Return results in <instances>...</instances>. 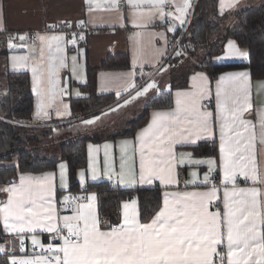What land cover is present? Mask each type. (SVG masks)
I'll return each instance as SVG.
<instances>
[{
	"label": "crops",
	"instance_id": "crops-1",
	"mask_svg": "<svg viewBox=\"0 0 264 264\" xmlns=\"http://www.w3.org/2000/svg\"><path fill=\"white\" fill-rule=\"evenodd\" d=\"M171 1L176 12L161 18L160 11L153 8L147 0H131V4L128 0H115V3L113 0H0V94L7 91L8 72L27 71L30 77V87L33 96L32 125L50 127L53 129L54 134L62 129L63 133L61 135H64V138L89 134L103 129L104 127L93 126L82 131L81 129L75 131L67 130L70 125H76L81 121L89 120L93 116L101 117V113L108 112L110 108H115L117 104L121 106L125 100H130V93L131 95L135 94L133 88L129 87L130 84L137 86L144 85L146 82L152 80L153 77L151 76L156 70H158V73L160 68L165 69L171 66L172 62L164 61L169 38L172 35L179 34L183 26L188 24L196 0H188L191 6L187 9L186 14L184 12H177V6L182 7L185 0ZM256 2H259V0H223L222 7V0H217V6L220 14L235 13L243 8L254 5ZM260 2L262 1L260 0ZM162 10L164 13H168L165 4ZM176 16H180L185 22L181 24L180 20L175 18ZM83 21L87 23L88 30L80 33L84 38L83 42L80 43L77 41L79 34L75 31L67 33L49 29L51 25L60 24L61 22L79 25ZM173 27L176 29L174 32L168 31L169 28ZM9 33H14L16 36L13 38L4 37ZM41 36L46 39L41 41L39 39ZM52 36H61L62 39L59 41L47 39ZM73 37H75V43L71 42ZM227 42L222 54L213 58L214 62L247 61L248 52L246 49L240 48L236 43L239 52H246L247 55L241 56L230 53L226 47ZM117 54H126L128 56L130 63L128 69H99L96 73V92L98 94L113 93L118 97L116 101L113 105L96 115L74 117L70 108V99L82 95L81 84H84L86 81L88 66L90 68H99L102 62L109 56ZM235 72H247L249 74L246 88L252 107L244 112L242 118L245 121H251L245 135L250 138L255 133V140L250 141L254 145L255 156L253 159L251 151L244 154L249 157V168H257L260 179L264 181V144L260 143L261 129L258 119V112L264 111V78L252 79L248 69H240L222 72L211 80L204 70L198 69L190 73L186 87L173 91V106L169 109H150L147 121L136 130L133 136L115 137L112 139L104 137L97 143L88 142L87 166L86 168L78 169L76 172L79 188L83 189L88 182L98 181H110L120 187L159 188L162 192L160 210L163 207L165 198L171 200L173 199V194L208 191L215 185L218 191L216 198L208 205V210L210 212L219 210L223 213L225 184L221 182L222 171L219 168L221 155L220 124L223 123V117L229 114L218 112L216 92L219 78L225 73ZM198 73L203 74L206 79L201 80L197 77ZM139 78L140 81L138 80ZM232 88L233 85L230 81L224 82L221 86V100L225 99L226 93L230 94L232 92ZM202 89L205 92L203 98L200 95ZM118 92L120 93L119 96L117 95ZM178 100L181 101V105L179 106L181 110L194 101L202 106V110L211 112L213 134L210 136L201 135L195 143L173 145L177 163L179 164L181 159L184 160V163L175 169L176 173H178L177 183L165 185L155 177L151 178L150 182L146 178L141 183L139 178L140 141L137 140V136L142 129L150 124L155 112L176 111L178 109ZM208 102L212 104L211 107L207 105ZM228 106H231V101H229ZM58 112L63 113V115L58 116ZM238 130L242 131L243 129ZM201 141H207L208 145L215 142L217 145V156L194 155L191 147ZM89 145L92 146L91 149ZM182 153L191 154V156L185 155L181 157ZM210 158L216 161L215 170L212 173L214 180H210L207 186H205L204 174L208 172L209 166L206 163L197 165L189 161H206ZM90 162L96 169L95 177L93 176L92 168L89 167ZM122 163L125 164L126 170L130 172L135 171V183L127 182L121 184L118 178L113 177L109 179L104 174L106 165L111 171L119 173ZM14 164H16V158L10 162L0 163V165L4 166ZM61 164L65 166L63 181L66 185L65 187H62L61 169L59 167ZM81 171L84 172L83 180L80 176ZM193 172L197 173L196 178L191 175ZM44 173L53 174L50 177L53 187V223H59L62 226V218L73 215V210L78 203H88V200L64 199L65 197H69L68 168L65 161H59L55 170L40 173H18L17 177L11 182L0 184V189L13 186L18 187L21 183V176L35 178L41 177ZM193 180H195V183H188ZM226 186L229 190L233 188V184L230 182ZM235 187L237 189L258 187L260 189L258 210L264 212V183H253L251 178L246 180L237 173ZM93 193L80 192V194H85L86 196ZM8 198L9 193L0 191V207H3ZM237 198L240 197L238 196ZM133 199L135 198H130L121 203L119 218L116 222L118 224L117 227L123 226L125 212V209L122 207L123 203H130ZM92 204L91 211L99 220L101 231H110L112 222L100 218L96 194ZM129 211L136 214L140 224L150 223L156 215L147 223H142L140 221L137 200L136 204ZM0 222L3 231L0 245H4L9 250V254L15 255L17 259L37 260L45 258L54 264L56 255L63 256V253H56L55 250L49 251L47 248L49 243L62 245L63 242H52L50 239V234L52 233L47 232L46 229H35L34 232H29L26 229L24 233L20 234H5L3 220L0 219ZM262 231H264V228H262ZM33 234L40 241L39 244H36L40 247V251L33 252L27 248H20L18 244L21 238L27 244H33L31 239ZM41 244L44 247H41ZM220 248H223L226 253V243L225 246H218V249ZM48 255H51L52 258H48Z\"/></svg>",
	"mask_w": 264,
	"mask_h": 264
},
{
	"label": "snow or ice",
	"instance_id": "snow-or-ice-1",
	"mask_svg": "<svg viewBox=\"0 0 264 264\" xmlns=\"http://www.w3.org/2000/svg\"><path fill=\"white\" fill-rule=\"evenodd\" d=\"M113 2L115 3V0ZM128 2L131 4V0ZM147 2L160 11L161 18L171 15L162 10L166 0H147ZM190 6L188 0H185L182 7L177 6V12L186 14ZM175 18L180 20L181 24L185 22L180 16ZM175 30L174 27L168 29L173 32ZM80 38L83 39V36ZM39 39L43 41L46 38L41 36ZM47 39L59 41L62 37L52 36ZM71 42L75 43V37ZM226 47L230 53L247 55L246 52H239L233 40H229ZM182 54V51L176 52L177 56ZM160 70L163 71L164 68ZM248 75L247 72L225 73L217 84V110L229 114L223 117V123L220 124L219 168L222 171L221 182L225 184L223 213L219 210L216 212L208 210V205L216 198L218 191L213 185L208 191L173 194L171 200L165 198L163 207L148 224H140L136 214L129 211L136 204L135 199L130 203L124 202L123 226H114L110 231H101L99 220L91 211L92 201L95 199L93 193L87 196V204L78 203L73 215L62 218L61 226L59 223H53V187L50 180L53 174L44 173L41 177L35 178L21 176L18 187L0 189L9 193L8 201L0 207V219L3 220L5 234H20L26 229L29 232L46 229L49 233L60 234L58 238L63 241L62 245L53 243L47 245L49 251L63 253L62 257L56 255L54 264H215L214 257L219 258L220 264H225V258L227 264H264V231H262L264 212L258 210L260 189L235 187L237 173L246 180L251 178L253 183H264L260 179L258 169L249 168V157L244 154L251 151L254 159V145L250 141L255 140V133L250 138L245 135L251 121L242 118L244 112L252 107L246 88ZM197 77L201 80L206 79L201 73H198ZM225 81H230L233 88L232 92L226 93L225 99L221 100V86ZM129 87L135 91L134 96L129 94L130 100L144 96L150 90H160L155 81L140 86L130 84ZM117 95L119 96L120 93L118 92ZM200 95L201 98L205 95L203 89ZM229 101L231 106H228ZM129 102L125 100L124 104ZM177 105L178 109L174 112H155L150 124L137 136V140L140 141L141 183L146 178L150 182L153 177L158 178L165 185L177 183L178 173L175 169L183 164L184 160L181 159L179 164L177 163L173 145L195 143L201 135L213 134L211 112L202 110V106L194 101L183 110L179 107L181 101L178 100ZM119 107L120 105L117 104L116 108ZM116 108H110L109 111H115ZM105 114L101 113V115ZM57 115L61 116L63 113L58 112ZM99 119L100 117L93 116L83 123L93 124ZM258 119L261 129L260 143L264 144V111L258 112ZM89 148L91 149L92 146L89 145ZM185 155L191 156L182 153L181 157ZM189 162L197 165L206 163L209 166L208 172L204 174L205 186L210 180H214L212 176L216 166L214 159ZM59 167L62 187H65L63 182L65 166L61 164ZM89 167L92 168L95 177L96 169L91 162ZM104 174L109 179L118 178L121 184L136 182L135 171L126 170L124 163L121 164L119 173L111 171L106 165ZM191 175L197 177L195 172ZM80 176L83 180V171ZM229 182L233 184L231 190L226 186ZM188 183H195V180ZM238 196L240 198H237ZM64 230L67 231V235L62 234ZM31 239L33 245L40 243L35 234ZM225 243L226 253L218 251V246H225ZM40 246L44 247L42 244ZM0 252L8 255L10 264H53L45 258L17 259L15 255L9 254V250L4 245H0Z\"/></svg>",
	"mask_w": 264,
	"mask_h": 264
},
{
	"label": "trees",
	"instance_id": "trees-1",
	"mask_svg": "<svg viewBox=\"0 0 264 264\" xmlns=\"http://www.w3.org/2000/svg\"><path fill=\"white\" fill-rule=\"evenodd\" d=\"M234 40L246 49L245 62L213 61L222 54L225 43ZM182 55L168 57L165 62H176L180 58L190 60L188 65L174 67L170 71L169 89L147 99L142 113L128 122L127 128L116 137L133 136L149 116L150 109H169L173 106V91L187 86L189 75L195 70H204L211 80L222 72L248 69L252 79L264 78V1L243 8L235 13L220 14L217 0H196L189 22L180 39ZM194 60V62H192ZM130 67L126 54L109 56L99 68H87V78L81 84L82 95L70 99L74 117L96 115L113 105L118 98L113 93L96 92V73L103 70H123ZM156 70L151 77L157 73ZM140 81V78L138 79ZM138 81V82H139ZM7 91L0 94V163L16 158V164L0 165V184L15 179L18 173H40L56 169L59 161L68 168L69 191L75 193L94 192L97 197L98 213L102 220L118 221L121 203L135 198L139 205L142 223H147L162 204L159 188L120 187L110 181L88 182L83 189L76 180L78 169L87 166V143L100 142L105 136L97 131L72 136L56 143V154L47 152L54 142L53 129L34 126L33 96L27 71L7 73ZM22 118L24 123H17ZM107 138H115L109 136ZM196 156H217V145L201 141L191 147ZM3 231L0 222V241ZM0 264H10L8 255L0 253Z\"/></svg>",
	"mask_w": 264,
	"mask_h": 264
},
{
	"label": "rangeland",
	"instance_id": "rangeland-1",
	"mask_svg": "<svg viewBox=\"0 0 264 264\" xmlns=\"http://www.w3.org/2000/svg\"><path fill=\"white\" fill-rule=\"evenodd\" d=\"M258 1V0H257ZM264 1V0H261ZM259 2H256L255 4H258ZM254 4V5H255ZM194 62V60L192 61ZM190 63V60H187L186 58H180L175 63L172 62L171 66L168 68H165L163 71H159L156 73V75L152 78L151 81H155L159 87V91H156L155 89L150 90L146 95L141 96L135 100H129L130 102L128 104L122 103L119 108H116L115 111H108L105 115H102L99 120H97L93 124H84L83 121L79 122L76 125H70V127L67 129L69 131H75L77 129H87L88 127H104L103 129H99L97 132L100 133V135L109 137V136H117L120 133H122L128 126V122L132 119H136L143 111L146 101L148 98H150L153 95L159 94L163 90L169 89V81L170 76L169 73L171 70L174 69V67L181 66V65H188ZM135 95V94H134ZM133 95V96H134ZM125 109V110H124ZM63 133V130L60 129L55 134L53 132V139L54 142L51 144V146L48 147L47 152L50 154H56V143L62 141L64 138V135H61ZM204 172V171H203Z\"/></svg>",
	"mask_w": 264,
	"mask_h": 264
},
{
	"label": "built area",
	"instance_id": "built-area-1",
	"mask_svg": "<svg viewBox=\"0 0 264 264\" xmlns=\"http://www.w3.org/2000/svg\"><path fill=\"white\" fill-rule=\"evenodd\" d=\"M165 8L168 11V13L174 14L176 12L175 11V7L173 6L171 0H166ZM186 26H187V24H185L183 26V28L180 30L179 34L172 35L169 38V41H168V44H167V53H166V56H165V60L168 57H170L171 55L175 54L177 51H181L180 39H181L182 33L184 32ZM49 29L52 30V31H64V32H67V33H69L70 31H75V32H77L79 34V38H77V41H78V43H80V42H83V40H84V38L83 39L80 38L81 37L80 33L84 32V31H87L88 27H87V23L85 21H83L79 25H71L68 22H61L60 24L51 25L49 27ZM14 36H16V34L9 33V34H7L4 37H12L13 38ZM33 42H35V41L33 40ZM207 105L210 106V107L212 106V104L210 102H208ZM17 123L22 124V123H24V121H23L22 118H19ZM214 184H216V182H214ZM68 195H69V197L79 198L77 200H81V201H86L87 200V196L85 194H80V193H75V192H70L69 191ZM114 226L117 227L118 224L116 222L112 223L111 224V228L114 227ZM62 234L63 235H67V231L64 230V232ZM59 235L60 234H58L56 232H53L52 234H50L51 241L52 242H59V243L63 242L62 240H60L58 238ZM54 237H55V239H54ZM18 245H19L20 248H27V249H29V250H31L33 252L40 251V247L39 246L33 245V244H27L25 241H23V244H21V240H20ZM218 251L225 252V250L223 248L218 249ZM48 258H52L51 255H48ZM214 259H215V264H220L219 258L214 257ZM225 264H226V258H225Z\"/></svg>",
	"mask_w": 264,
	"mask_h": 264
}]
</instances>
